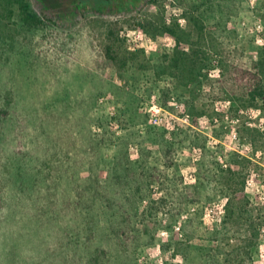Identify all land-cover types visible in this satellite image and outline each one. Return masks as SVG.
Masks as SVG:
<instances>
[{
    "label": "rangeland",
    "instance_id": "rangeland-1",
    "mask_svg": "<svg viewBox=\"0 0 264 264\" xmlns=\"http://www.w3.org/2000/svg\"><path fill=\"white\" fill-rule=\"evenodd\" d=\"M28 1L42 26L0 0V264H264V0Z\"/></svg>",
    "mask_w": 264,
    "mask_h": 264
},
{
    "label": "trees",
    "instance_id": "trees-1",
    "mask_svg": "<svg viewBox=\"0 0 264 264\" xmlns=\"http://www.w3.org/2000/svg\"><path fill=\"white\" fill-rule=\"evenodd\" d=\"M7 4L13 9L15 8L18 11V17L20 19V21L23 23V25L30 27V28H37L42 26L43 22L41 21V19L34 14L31 11L30 8V4L28 0H6ZM126 3H118L116 6L117 7H122L125 6ZM164 31L165 33H167L168 36L172 37L174 39L175 42V54L176 56L182 60L181 63L184 67V69L186 71H188L193 78H197L199 76V73L201 70H203L206 65H207V61L210 59L207 58L206 56H202V52L199 51H193L192 49L190 50V52H185L180 50V46H181V39L178 35V26L176 27H164ZM107 58L110 59L111 61H115V53L112 51V48H108L107 51ZM202 56V57H201ZM176 62V60H175ZM200 62V66L197 67L196 63ZM209 64V63H208ZM203 65V66H202ZM254 69L256 70L255 74L252 76V78H249V74L247 72H241L240 75V79H242V81H246L248 82V87L247 88V92L245 94V97H247L249 99L248 103L250 106L252 107H256V101L258 99H263L264 98V57H260L257 62L256 65L254 66ZM180 71V68H179ZM167 150V152H169V150H171V145L172 142L171 141H165L162 144ZM238 166V165H237ZM234 166H229L226 167L224 172H221L222 177H228L230 179L235 178L236 176L241 175V173L234 168ZM236 167V166H235ZM212 175H215V173H213ZM228 183L226 184L225 189L229 190V191H233L232 194L233 195H237L238 193L243 195L244 194V189H245V183L246 180H240L239 182H236V180H228ZM225 189L222 190L225 191ZM226 197H229V193L227 192ZM230 200L228 205H230Z\"/></svg>",
    "mask_w": 264,
    "mask_h": 264
}]
</instances>
